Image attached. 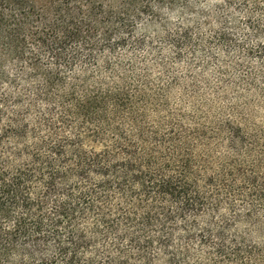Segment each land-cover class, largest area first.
I'll return each instance as SVG.
<instances>
[{"label":"trees","instance_id":"trees-1","mask_svg":"<svg viewBox=\"0 0 264 264\" xmlns=\"http://www.w3.org/2000/svg\"><path fill=\"white\" fill-rule=\"evenodd\" d=\"M260 109L264 0H0V264H264Z\"/></svg>","mask_w":264,"mask_h":264},{"label":"rangeland","instance_id":"rangeland-1","mask_svg":"<svg viewBox=\"0 0 264 264\" xmlns=\"http://www.w3.org/2000/svg\"><path fill=\"white\" fill-rule=\"evenodd\" d=\"M199 59L203 60L204 58L199 57ZM218 60H219L218 62L207 60L206 64H201L197 60L192 62L190 71L192 75L195 76V79L198 80V83H197L198 87L202 89L204 92L214 93L217 89L221 88V85L223 83H226V85H228V83H230L229 81H234L235 79L233 78L238 76L236 74H233V76L230 75L231 77L230 80L228 78H222L221 74L219 73V67H220V62L224 63L223 61L224 59L220 58ZM183 63H186V62H183ZM183 63L181 62L180 65H177L175 67L176 72L180 76L182 72H184V69H185V67L183 66ZM190 74H184V76H190ZM223 90L224 91L227 90L229 96H232L230 87L222 88L220 91H223ZM249 98H250L249 100H253L252 97H249ZM259 113L260 114L257 116V118H260V116L264 114V111L260 109Z\"/></svg>","mask_w":264,"mask_h":264}]
</instances>
